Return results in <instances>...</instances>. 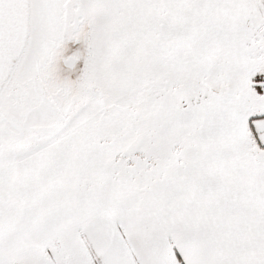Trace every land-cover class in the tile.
Returning a JSON list of instances; mask_svg holds the SVG:
<instances>
[{
    "label": "snow or ice",
    "instance_id": "1",
    "mask_svg": "<svg viewBox=\"0 0 264 264\" xmlns=\"http://www.w3.org/2000/svg\"><path fill=\"white\" fill-rule=\"evenodd\" d=\"M0 264H264V0H0Z\"/></svg>",
    "mask_w": 264,
    "mask_h": 264
}]
</instances>
